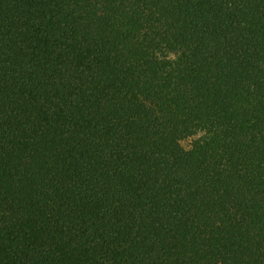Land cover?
<instances>
[{
	"label": "trees",
	"instance_id": "trees-1",
	"mask_svg": "<svg viewBox=\"0 0 264 264\" xmlns=\"http://www.w3.org/2000/svg\"><path fill=\"white\" fill-rule=\"evenodd\" d=\"M0 264H264V0H0Z\"/></svg>",
	"mask_w": 264,
	"mask_h": 264
},
{
	"label": "rangeland",
	"instance_id": "rangeland-1",
	"mask_svg": "<svg viewBox=\"0 0 264 264\" xmlns=\"http://www.w3.org/2000/svg\"><path fill=\"white\" fill-rule=\"evenodd\" d=\"M184 144H185L186 146H188V145H189V142H188V141H186Z\"/></svg>",
	"mask_w": 264,
	"mask_h": 264
}]
</instances>
